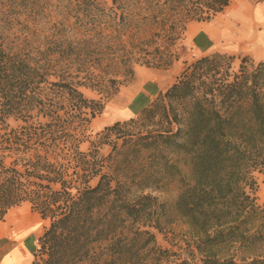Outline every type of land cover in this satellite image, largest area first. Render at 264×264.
Segmentation results:
<instances>
[{
  "label": "trees",
  "instance_id": "16d2710c",
  "mask_svg": "<svg viewBox=\"0 0 264 264\" xmlns=\"http://www.w3.org/2000/svg\"><path fill=\"white\" fill-rule=\"evenodd\" d=\"M145 1L0 0V219L28 203L49 221L32 264H264L255 177L264 174V61L243 57L234 71V56H201L136 116L89 130L120 77L133 75L132 57L122 74L86 67L87 44L103 35L90 22L105 14L112 35L122 23L118 38L134 42L142 27L161 30L149 16L159 9L178 8L185 31L231 2ZM143 5L146 17H136ZM176 59L141 64L168 69ZM171 184L185 259L153 232L169 218L153 193Z\"/></svg>",
  "mask_w": 264,
  "mask_h": 264
},
{
  "label": "rangeland",
  "instance_id": "374dc122",
  "mask_svg": "<svg viewBox=\"0 0 264 264\" xmlns=\"http://www.w3.org/2000/svg\"><path fill=\"white\" fill-rule=\"evenodd\" d=\"M245 1L254 8V11L259 7L264 9V0ZM145 2L151 4L150 8H156L154 6L156 0H146ZM141 8L142 10L140 12L135 13L136 17L145 18L147 15V10H144L146 5L141 6ZM257 14L258 15L250 20V25L255 29L258 28L256 31L257 34L254 33V36L250 37L248 40H240L239 35L236 33L230 35V33L225 31V28L220 32V38L224 40H233L234 42L237 41V43L246 42L235 52V54H227L228 56L235 57L232 64V69L234 71L238 69L240 59L243 57H247L254 62L264 61V12L258 11ZM151 15L152 19L150 20H154L155 18L160 19L159 22L162 26L161 30H153L154 28H151L152 32H150L142 27L138 34L139 39H135L134 42L128 37H123V40L118 38L117 35L119 33H124L125 31V27L122 26V23L116 27L117 35H112L114 32L113 28L115 29V24H112L110 20L106 18L105 14L102 15L101 20L90 22V29H96L97 33L100 32V34L103 35L101 37L98 36L97 39L92 40L87 44L85 53L88 55L87 57L82 58L86 67L91 65L99 66V69L103 71V75L109 73L114 74L116 71H119V73L122 74L120 72L124 71L121 68L122 59L132 57L131 59L133 61V75L126 78L124 76L120 77L121 85L118 93L106 103L102 114L98 115L91 121L89 130L93 135L102 131L106 126L112 125L117 121H125L129 117H132L134 111L138 107V105L133 102L138 94L143 96V102L141 100L139 104L148 103L157 95V93L173 84L176 77L186 65L201 56L215 52L196 55L193 48L190 47L186 41L187 27L184 31L182 30L181 25L177 23V20L179 21L181 18L178 8L176 10L171 8L169 11L159 9L154 14H149V16ZM55 19L58 21L60 17L56 16ZM239 19V27H241L243 19ZM164 24L166 26H163ZM227 26V31L229 28L233 30L237 29L236 26ZM217 36H219V31ZM174 40H176L175 45L171 44ZM217 49H223V47L218 46ZM169 52L174 54L177 59L168 69L147 67L141 64L142 61H157V59ZM80 90L87 98L99 99L101 97L97 92L90 89L81 87ZM81 149L87 151L89 149V143H82ZM109 151V145L100 146V154L106 156ZM255 177L259 186L257 192L258 202L264 204V174L255 173ZM153 194L157 196L160 202L165 204L167 215L169 217L163 224L162 232L153 230L156 242L162 249H168L170 252H173L175 255L172 257L185 259L186 254L181 249L180 241L187 226L177 218L174 211V203L178 194V187L176 184H171L162 191H157Z\"/></svg>",
  "mask_w": 264,
  "mask_h": 264
},
{
  "label": "crops",
  "instance_id": "0c3cea01",
  "mask_svg": "<svg viewBox=\"0 0 264 264\" xmlns=\"http://www.w3.org/2000/svg\"><path fill=\"white\" fill-rule=\"evenodd\" d=\"M258 11L264 12V9L259 7L254 11V8L247 1L232 0L222 12L216 14L210 21L188 23L186 41L196 55H204L214 51L226 55L235 54L246 42L237 43L233 40H224L220 38V32L226 28L225 25L238 28L240 19L237 16L240 14L252 13L256 15ZM213 30L219 31V36H213ZM218 46H222L223 49H217ZM141 100L143 102V96L138 94L133 101L138 107L132 117L136 116L151 102L139 104ZM48 225L49 221L42 219L37 212L31 209L28 203H22L8 210L4 218L0 220V264H32L34 253L38 248V238Z\"/></svg>",
  "mask_w": 264,
  "mask_h": 264
},
{
  "label": "bare ground",
  "instance_id": "6f19581e",
  "mask_svg": "<svg viewBox=\"0 0 264 264\" xmlns=\"http://www.w3.org/2000/svg\"><path fill=\"white\" fill-rule=\"evenodd\" d=\"M241 12V11H240ZM239 12V13H240ZM251 13V12H250ZM237 15V14H236ZM258 15V14H256ZM256 15L254 14H240L239 18L243 19V22L241 23V27L237 28V29H231L229 28L227 31V25L225 26V31L230 33V35H233L234 33L239 35V39L240 40H248L250 37L254 36V33H256L257 29H255L252 25H250V20L255 17ZM207 27V26H206ZM197 28V27H196ZM215 30V29H214ZM213 30V31H214ZM218 30V29H217ZM218 31H214L213 36H217ZM211 34V35H212ZM257 34V33H256ZM222 37V36H221ZM226 37V36H225ZM224 37V38H225ZM236 41V40H235ZM237 42V41H236ZM243 43V42H242ZM263 197V196H262Z\"/></svg>",
  "mask_w": 264,
  "mask_h": 264
}]
</instances>
